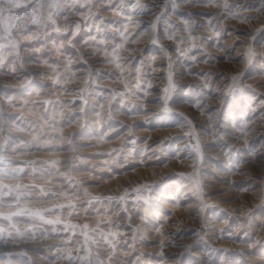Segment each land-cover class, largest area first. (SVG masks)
I'll list each match as a JSON object with an SVG mask.
<instances>
[{
    "label": "rangeland",
    "instance_id": "374dc122",
    "mask_svg": "<svg viewBox=\"0 0 264 264\" xmlns=\"http://www.w3.org/2000/svg\"><path fill=\"white\" fill-rule=\"evenodd\" d=\"M0 264H264V0H0Z\"/></svg>",
    "mask_w": 264,
    "mask_h": 264
}]
</instances>
